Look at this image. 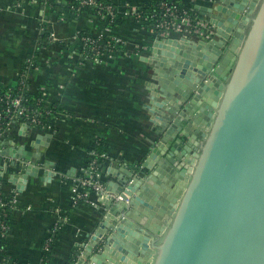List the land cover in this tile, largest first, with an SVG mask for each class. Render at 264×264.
Returning a JSON list of instances; mask_svg holds the SVG:
<instances>
[{
    "label": "water",
    "instance_id": "95a60500",
    "mask_svg": "<svg viewBox=\"0 0 264 264\" xmlns=\"http://www.w3.org/2000/svg\"><path fill=\"white\" fill-rule=\"evenodd\" d=\"M204 2L194 9L207 26L151 47L156 141L122 171L118 189L109 184L122 200H104L74 264H264V0ZM0 157L12 167L41 158L25 144Z\"/></svg>",
    "mask_w": 264,
    "mask_h": 264
},
{
    "label": "crops",
    "instance_id": "0c3cea01",
    "mask_svg": "<svg viewBox=\"0 0 264 264\" xmlns=\"http://www.w3.org/2000/svg\"><path fill=\"white\" fill-rule=\"evenodd\" d=\"M112 1L114 20L100 23L88 11L61 22L46 21L38 0H0V89L14 88L24 75L32 99L41 95L47 106L58 107L48 127H30L20 136L21 125L16 122L0 138L4 143L0 151L25 144L34 159L38 153L41 157L37 164L18 160L15 167L10 158L0 157V193L17 199L4 235L0 221V239L6 236L7 252L6 261L0 264H44L42 252L49 239L50 264H69L72 255L88 247L90 235L108 208L94 196L91 201L96 207L72 202L74 179L93 144L101 142L106 155L100 169L103 184L106 190L109 184L116 190L122 171L143 162L156 141L147 86L152 82L148 58L159 37L127 15V10L148 0ZM177 1L192 7L195 23L207 26L208 19L194 9V5L207 7L204 0ZM80 31L119 39L122 44L117 53L97 63L81 64L72 49L65 48L77 44L75 35ZM37 49L41 59L25 74L34 66ZM39 134L50 135V140L33 149L29 142ZM46 161L51 169L45 167ZM27 173L22 184L9 179Z\"/></svg>",
    "mask_w": 264,
    "mask_h": 264
},
{
    "label": "built area",
    "instance_id": "2783aa9c",
    "mask_svg": "<svg viewBox=\"0 0 264 264\" xmlns=\"http://www.w3.org/2000/svg\"><path fill=\"white\" fill-rule=\"evenodd\" d=\"M78 4L79 11L92 12L91 18L100 22L104 20L106 23H110L115 18V6L112 0H74ZM73 9V7H72ZM129 9V8H128ZM161 13L159 14V20L155 24V29H164L162 33H156L158 37H165L172 33H191L197 34L203 25H199L184 10L181 11L174 4L161 3L159 5ZM127 15L131 16L134 20L138 21L140 17V7L131 8L127 10ZM77 32L75 39L77 41L78 48L72 50V54L77 58V61L83 64L84 62L97 63L102 57L113 55L118 51V45L122 44L119 39L106 38L103 35L92 36L87 34L80 35ZM50 37H53L50 34ZM105 37V38H103ZM22 95L17 93L12 96L9 89L5 91L0 90V138L4 133L9 132L16 122L20 125L27 124L30 127L45 128L48 124L41 125V117L43 114H50L51 110L49 106H45L44 109L28 112L21 105ZM39 103V102H38ZM1 140V139H0ZM97 141L93 144V147L88 153V159L85 165L81 168L79 175L74 179V188L72 191L73 205L88 204L92 207H96V203L91 201V197L94 196L98 201H104L111 199L115 201L122 200L121 196H115L108 192L103 184L101 165L106 159L105 153H99L94 146L98 145ZM0 193V215L6 216L8 213H12L17 207V199L11 197L8 203L3 202ZM8 198V197H6ZM8 230V227L1 222V234L4 235ZM48 242L45 245V249L48 247ZM1 251V248H0Z\"/></svg>",
    "mask_w": 264,
    "mask_h": 264
},
{
    "label": "trees",
    "instance_id": "16d2710c",
    "mask_svg": "<svg viewBox=\"0 0 264 264\" xmlns=\"http://www.w3.org/2000/svg\"><path fill=\"white\" fill-rule=\"evenodd\" d=\"M41 7L44 10V19L46 21H50V20H56V21H62V20H68L70 18H74L80 11L78 10V4L74 1V0H38ZM161 3H166V4H174L177 6V8L181 11H186L188 13V15L191 17L192 21L194 20L195 15V11L192 9V7L185 5L181 2H178L177 0H148L147 2L143 3L140 6V17L138 19V21L141 24L146 25L148 28H150V30H152L153 32L156 33H162L164 32V29H160V30H156L155 29V24L156 22H158L159 20H161L159 18V14L161 13L160 9H159V5ZM73 7V9H72ZM89 15H92V12H88ZM104 20H100V23H104ZM106 23V22H105ZM43 26V25H42ZM44 27V26H43ZM43 37L42 39L45 40L46 35L43 32ZM80 35H86L87 33L82 32ZM105 38V37H103ZM41 45V44H40ZM121 45H118V47H120ZM60 47H65L64 45ZM67 49H76L78 48V45H70L67 44L66 47ZM37 49V51H35V54H37L35 57L36 59L34 60V66H32L29 71H25V74L28 72H32L34 69L33 67H36L38 64V61H40L41 59V54H40V50ZM115 54V53H114ZM1 91H5L3 89H0ZM7 90V89H6ZM12 93V96L16 95L17 93H20L22 95V102L21 105L22 107H24L26 110H28V112H34V111H38L41 109H44L46 105L45 102V97L38 95V98L36 99H32V97H30L28 90L26 88L25 82H24V75L18 78V83L17 85L12 88L9 89ZM39 102V103H38ZM51 112L50 114H43V116L41 117V125H46L49 123V121L52 119V117L57 115V111H58V107L57 106H50L49 107ZM94 148L101 153L103 151V146L102 143L100 142L98 145L94 146ZM2 201L8 203L10 201V198H6L4 196H1ZM12 216V213H8L6 214V216H2L0 215V221L3 222L7 227H9L10 225V218ZM6 234V233H5ZM6 237V236H5ZM5 237H2L0 239V262L6 261L7 259V252L5 250ZM42 258L44 261V264H50L51 260H52V251L51 248H47L44 249L42 252ZM76 260L75 255H72L70 257L69 260V264H74Z\"/></svg>",
    "mask_w": 264,
    "mask_h": 264
}]
</instances>
